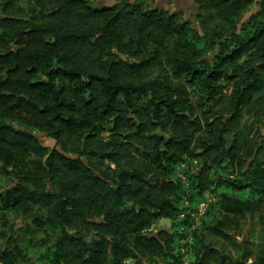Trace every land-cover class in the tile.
<instances>
[{
	"label": "trees",
	"instance_id": "16d2710c",
	"mask_svg": "<svg viewBox=\"0 0 264 264\" xmlns=\"http://www.w3.org/2000/svg\"><path fill=\"white\" fill-rule=\"evenodd\" d=\"M196 3L183 21L143 0H0V162L13 182L0 210H37L54 238L42 263L264 264L237 240L264 209V0ZM212 191L224 215L208 225L209 206L193 230ZM163 219L170 230L148 232ZM11 242L0 264H22Z\"/></svg>",
	"mask_w": 264,
	"mask_h": 264
},
{
	"label": "rangeland",
	"instance_id": "374dc122",
	"mask_svg": "<svg viewBox=\"0 0 264 264\" xmlns=\"http://www.w3.org/2000/svg\"><path fill=\"white\" fill-rule=\"evenodd\" d=\"M137 1V0H132ZM118 0H88L89 5L95 8H102L106 6H112L116 4ZM144 5L149 8H158L169 13H177L179 20H196V13L198 6L196 0H143ZM254 9V5L249 7L248 12L245 17L248 18ZM164 70L162 67H157L151 70L149 76L155 78L162 75ZM231 89L226 90V95L229 96ZM188 105L192 107L195 116L200 119L205 117V111L207 108H201L199 106L200 97L202 94L198 89H188L187 94ZM227 100L218 101L215 105L212 102V108H221L225 106ZM261 130H258V134L264 135V120L260 124ZM109 131H105L103 136L106 139H110ZM40 143L46 146L49 150L54 149L57 146L56 141L46 135L37 133ZM230 138V137H229ZM199 166V161L195 162L192 170L195 171ZM11 177L6 174L3 170V164L0 162V193H3L6 189L12 186ZM209 203L211 204L210 216L207 217V224H215V220L221 218L224 212L220 209V205L216 203L220 201L217 192L212 191L206 194ZM212 208V205H214ZM219 204V203H218ZM39 214L36 209L30 212L24 213L20 211L9 212L0 210V251L4 250L9 240H12V248H18L19 255L21 257L20 262L22 264H44L40 260V255L42 249L54 238L47 240V235L43 230H39L33 221L35 215ZM210 217V218H209ZM240 226V233L237 236V240L241 243L244 248H248L254 256L258 255L260 252H264V209H258L257 211L249 214L247 218L244 219ZM172 223L168 219H163L160 223L154 225L148 232H157L159 230L165 229L170 230ZM217 240L218 246L224 248L228 253H232L234 256H239L241 254L238 248H235L229 241L224 240L216 235H210L208 241ZM190 254H195L193 249L189 250ZM254 260L252 257L250 262ZM128 264H132L128 261ZM157 264H166L163 259H159ZM215 264V263H213Z\"/></svg>",
	"mask_w": 264,
	"mask_h": 264
},
{
	"label": "built area",
	"instance_id": "2783aa9c",
	"mask_svg": "<svg viewBox=\"0 0 264 264\" xmlns=\"http://www.w3.org/2000/svg\"><path fill=\"white\" fill-rule=\"evenodd\" d=\"M179 176H181L186 182V179L184 176H182L181 174H179ZM209 206H210V203H209L208 198H206L205 200H203L199 203L196 212H193V214H192V216L194 217V220H195V222L192 225L193 230L196 229L201 224L200 220L203 216H205L207 214ZM189 263H190L189 260L185 261V264H189Z\"/></svg>",
	"mask_w": 264,
	"mask_h": 264
}]
</instances>
